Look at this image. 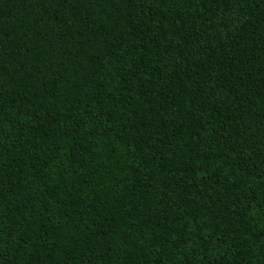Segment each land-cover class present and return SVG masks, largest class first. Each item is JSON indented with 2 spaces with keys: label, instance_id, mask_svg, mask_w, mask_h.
Here are the masks:
<instances>
[{
  "label": "trees",
  "instance_id": "obj_1",
  "mask_svg": "<svg viewBox=\"0 0 264 264\" xmlns=\"http://www.w3.org/2000/svg\"><path fill=\"white\" fill-rule=\"evenodd\" d=\"M0 264H264V0H0Z\"/></svg>",
  "mask_w": 264,
  "mask_h": 264
}]
</instances>
